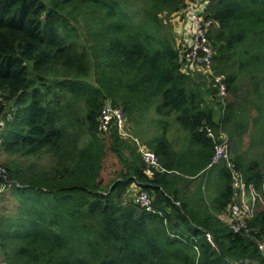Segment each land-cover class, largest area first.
<instances>
[{"label": "trees", "instance_id": "16d2710c", "mask_svg": "<svg viewBox=\"0 0 264 264\" xmlns=\"http://www.w3.org/2000/svg\"><path fill=\"white\" fill-rule=\"evenodd\" d=\"M187 1L0 0V256L8 264H264V209L236 232L219 218L235 197L224 163L210 201L201 183L185 189L210 167L206 126L242 137L243 86L262 94L253 120L264 113V0H208L224 108L211 76L190 74L179 56L170 17ZM106 101L135 126L154 113L162 130L148 148L168 171L149 176L131 141L98 129ZM172 116L184 133L179 149L166 135ZM107 151L115 162L104 178ZM231 158L260 186L264 161ZM131 184L153 211L132 200Z\"/></svg>", "mask_w": 264, "mask_h": 264}, {"label": "built area", "instance_id": "2783aa9c", "mask_svg": "<svg viewBox=\"0 0 264 264\" xmlns=\"http://www.w3.org/2000/svg\"><path fill=\"white\" fill-rule=\"evenodd\" d=\"M207 3L208 0H188L185 7L180 10V15L189 22L190 39L188 43L184 42L183 45L181 44L179 56L186 60L187 72L199 69L211 76L214 83L217 84V95L224 108L226 87L222 77L214 74L211 66L213 51L206 35L207 29L211 24V20L205 16ZM112 128L116 130L120 137L126 138L134 144L144 162L146 174L150 176L154 171H168L161 165L158 156L146 147L138 137L128 131L123 106L120 104L114 105L111 101H106L103 103L99 113L98 129L101 132H108ZM205 132L214 142V154L209 166L224 163L230 169L232 175V187L235 190V197L234 201L229 205L228 217L225 219L221 217V220H225V223L236 232L245 226V220L252 217L258 207L264 209V168L260 186L251 181H246L242 173L237 171L230 161V141L226 132L221 129L216 131L210 126L205 127ZM0 171H2L1 165ZM129 191L130 197L135 203L147 211H153L151 198L147 192L138 188L135 184L129 186ZM205 236L211 241L209 233H205ZM259 248L264 250V240L260 242Z\"/></svg>", "mask_w": 264, "mask_h": 264}, {"label": "rangeland", "instance_id": "374dc122", "mask_svg": "<svg viewBox=\"0 0 264 264\" xmlns=\"http://www.w3.org/2000/svg\"><path fill=\"white\" fill-rule=\"evenodd\" d=\"M170 23L173 28L172 31L174 33V37H175L177 44L183 45L184 42L188 43L190 39L189 38L190 37V25H189L188 20L186 18L183 19L181 17L173 15L170 17ZM211 66H212V61H211ZM195 71H200V70L194 69L193 72ZM191 73L192 72H190V74ZM242 89L243 90L240 91L242 95L239 94L240 100L238 99L240 102L241 109L238 111L237 117H241L243 115V112L245 111L244 116H246L249 119L247 121H244L243 123L244 125L247 126V128L243 132V135L241 138L233 139V141H231L229 138L230 161L232 162L231 157H232V154H234V152L243 155V157H245L247 160L257 158L261 161H264V113H261L257 121L253 120V118L259 116L258 110L256 108V104L259 102L262 94L259 92L260 94L259 95L253 92V90L249 86L246 87V89L245 87ZM217 109L219 111L218 107ZM130 123L131 122H128L127 120V129L129 132H131V134L136 136V134L133 132L134 130L132 131ZM232 142L235 143L233 148H232ZM114 162H115L114 156L110 152H108L107 156L105 157L102 163V173H101L102 177L107 178L109 176L110 169H112ZM263 168H264V162L262 166V171H263ZM213 175H214V172H213ZM211 184L213 185V182ZM227 217L228 215H226L224 219ZM223 221L225 222V220ZM0 263L8 264L5 260H3V256L2 257L0 256Z\"/></svg>", "mask_w": 264, "mask_h": 264}, {"label": "crops", "instance_id": "0c3cea01", "mask_svg": "<svg viewBox=\"0 0 264 264\" xmlns=\"http://www.w3.org/2000/svg\"><path fill=\"white\" fill-rule=\"evenodd\" d=\"M176 16L180 17L179 15H176ZM244 87L245 86H243V88ZM208 100H210V98H208ZM217 107L218 106L215 107L216 109L215 120L219 119V114H220ZM154 118H155L154 113L150 111L148 115L142 120L141 124H139L138 126H135L133 123H130L132 131L134 130L133 132L136 134V136L139 139L140 138L142 139V140L140 139V141L146 147H148L147 140L150 139V136L162 130V128L158 126L159 125L158 122H151V120ZM173 118H174L173 116L167 118L168 123L166 124L167 125L166 135L168 139L171 142H173V147L175 149H179L180 143L177 139L182 138L184 136V133L179 128V126L177 125V123L175 122ZM213 172H214V175H213ZM191 178H192V181L189 183L188 187L185 188L187 191L191 189H196L197 186L201 183V189L204 191L207 201L208 200L210 201L216 195L218 183H219V172H218V167L216 165L208 167L206 177L202 178L200 176H195L194 178L193 177ZM212 182H213V185L211 184ZM221 217L224 218L225 215L219 216L220 219Z\"/></svg>", "mask_w": 264, "mask_h": 264}, {"label": "water", "instance_id": "95a60500", "mask_svg": "<svg viewBox=\"0 0 264 264\" xmlns=\"http://www.w3.org/2000/svg\"><path fill=\"white\" fill-rule=\"evenodd\" d=\"M4 126V122L2 120H0V130L3 128ZM237 264H246L245 261H241V262H236Z\"/></svg>", "mask_w": 264, "mask_h": 264}]
</instances>
